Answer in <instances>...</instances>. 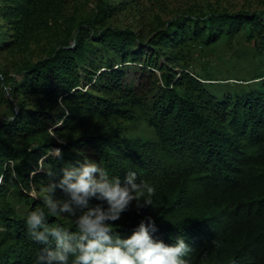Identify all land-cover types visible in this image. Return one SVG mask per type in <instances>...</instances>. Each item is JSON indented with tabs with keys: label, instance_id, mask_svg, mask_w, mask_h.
I'll list each match as a JSON object with an SVG mask.
<instances>
[{
	"label": "trees",
	"instance_id": "obj_1",
	"mask_svg": "<svg viewBox=\"0 0 264 264\" xmlns=\"http://www.w3.org/2000/svg\"><path fill=\"white\" fill-rule=\"evenodd\" d=\"M79 1L0 0V158L19 160L0 183V264H31L22 217L41 201L29 193L84 157L156 188L153 205L133 201L112 221L121 238L151 216L152 236H182L191 264H264V0L194 3L147 26L152 0H96L88 13ZM227 52L234 62L209 72Z\"/></svg>",
	"mask_w": 264,
	"mask_h": 264
},
{
	"label": "clouds",
	"instance_id": "obj_2",
	"mask_svg": "<svg viewBox=\"0 0 264 264\" xmlns=\"http://www.w3.org/2000/svg\"><path fill=\"white\" fill-rule=\"evenodd\" d=\"M60 153L57 147L45 156ZM45 156L37 160V169L51 176L54 173L44 162ZM18 163L17 158H0V183L4 182L5 169L9 182L18 177ZM60 172L57 180L33 187L40 206L26 210L22 217L26 238L38 245L31 264H191V246L182 236L173 244L152 236L156 229L151 216L142 218L126 237L121 238L115 230L112 221L133 201L138 209L154 204L156 188L138 179L133 168H127L121 180L102 164L84 157L75 164L66 163ZM57 188L63 198L54 195ZM93 198L100 203H93ZM48 217L66 218L71 226L59 220L49 222ZM5 230L0 222V232Z\"/></svg>",
	"mask_w": 264,
	"mask_h": 264
},
{
	"label": "rangeland",
	"instance_id": "obj_3",
	"mask_svg": "<svg viewBox=\"0 0 264 264\" xmlns=\"http://www.w3.org/2000/svg\"><path fill=\"white\" fill-rule=\"evenodd\" d=\"M96 0H81L76 4V7L79 6L82 9L83 13H88L91 11L94 7ZM257 0H152L151 2H144L143 6L141 7L142 16H141V22L143 25L147 26L152 21V18L155 14H160L162 16L163 20L171 18L176 11H178L180 8L192 5V4H207L215 5V6H221L225 7L232 11H237L243 8H253L255 7V3ZM119 17H122L120 15ZM130 19H122L118 21V25L121 24H127L130 23ZM147 48L145 47V54H147ZM196 50L194 51V55H196ZM213 61L211 66L209 67L208 71L211 72L212 68L217 67L218 65L221 66H227L228 64H231L234 62V57L230 52L222 53L218 57L213 55L212 56ZM204 59L201 58L196 64L193 65V70H200L202 68V64L204 62ZM3 58L0 57V62H2ZM252 65L250 62L247 63H239L237 64V72L240 74L248 75L252 71ZM232 81V80H231ZM5 98L10 100V97L8 94L5 95ZM8 108V104L4 103L0 107V114L4 112ZM14 109L16 110V106H14ZM59 123L56 125L58 126ZM55 126V127H56ZM29 195H33V190L29 193Z\"/></svg>",
	"mask_w": 264,
	"mask_h": 264
}]
</instances>
